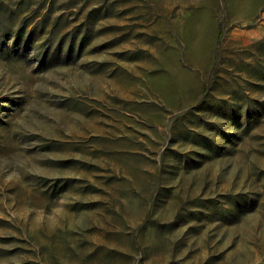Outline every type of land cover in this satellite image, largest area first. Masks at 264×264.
<instances>
[{
	"label": "rangeland",
	"instance_id": "374dc122",
	"mask_svg": "<svg viewBox=\"0 0 264 264\" xmlns=\"http://www.w3.org/2000/svg\"><path fill=\"white\" fill-rule=\"evenodd\" d=\"M0 264H264V0H0Z\"/></svg>",
	"mask_w": 264,
	"mask_h": 264
}]
</instances>
